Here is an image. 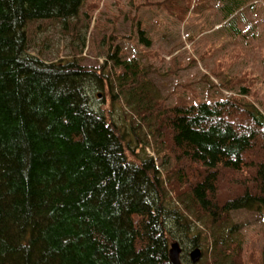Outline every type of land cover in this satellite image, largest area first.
<instances>
[{
	"label": "trees",
	"instance_id": "16d2710c",
	"mask_svg": "<svg viewBox=\"0 0 264 264\" xmlns=\"http://www.w3.org/2000/svg\"><path fill=\"white\" fill-rule=\"evenodd\" d=\"M81 4L0 0V264H171V239L181 264H197L186 246L208 236L198 222L214 264H242L231 213L264 210V114L249 89L167 105L118 48L97 70L28 52V21L64 23ZM108 60L115 72H104ZM104 84L128 93L162 170L152 156L130 159L119 128L93 107L90 90ZM257 258L264 264V248Z\"/></svg>",
	"mask_w": 264,
	"mask_h": 264
},
{
	"label": "rangeland",
	"instance_id": "374dc122",
	"mask_svg": "<svg viewBox=\"0 0 264 264\" xmlns=\"http://www.w3.org/2000/svg\"><path fill=\"white\" fill-rule=\"evenodd\" d=\"M24 30L28 52L45 61L76 60L97 70L116 48L122 58H138L167 105L237 96L244 85L249 89L245 99L264 114V0H82L77 17L64 23L28 21ZM112 65L108 60L104 72H115ZM114 94L107 84L93 88V107L119 128L130 159L152 156L162 170L164 158L153 151L147 123L126 105V91ZM231 219L242 243V264H261L264 210H237ZM196 226L208 234L200 236L197 264L221 261L210 233L202 222ZM191 249L188 242L187 253Z\"/></svg>",
	"mask_w": 264,
	"mask_h": 264
},
{
	"label": "water",
	"instance_id": "95a60500",
	"mask_svg": "<svg viewBox=\"0 0 264 264\" xmlns=\"http://www.w3.org/2000/svg\"><path fill=\"white\" fill-rule=\"evenodd\" d=\"M180 252L181 248L179 247L177 241H173L172 243H170L168 249V259L171 264H181L179 259ZM188 255L191 263H197L201 257V250L199 247H194L189 251Z\"/></svg>",
	"mask_w": 264,
	"mask_h": 264
}]
</instances>
